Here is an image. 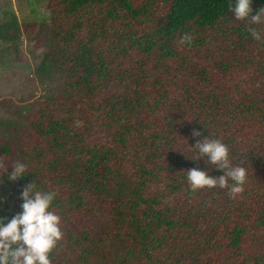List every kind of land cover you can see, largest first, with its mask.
<instances>
[{
    "label": "trees",
    "instance_id": "16d2710c",
    "mask_svg": "<svg viewBox=\"0 0 264 264\" xmlns=\"http://www.w3.org/2000/svg\"><path fill=\"white\" fill-rule=\"evenodd\" d=\"M228 3L45 0L46 21H0V42L39 52L36 80L64 77L60 99L0 119V157L27 165L17 194L32 180L56 193L51 264H264V41ZM206 135L245 167L241 192L190 188L186 170L208 166L187 143Z\"/></svg>",
    "mask_w": 264,
    "mask_h": 264
},
{
    "label": "clouds",
    "instance_id": "9594fccd",
    "mask_svg": "<svg viewBox=\"0 0 264 264\" xmlns=\"http://www.w3.org/2000/svg\"><path fill=\"white\" fill-rule=\"evenodd\" d=\"M227 7L235 20L249 22L248 32L252 39L264 41V31L251 26L264 22V7L252 15L251 0H229ZM190 40V35L181 37V43ZM192 136L199 137L200 131L194 129ZM187 145L195 153L190 160L195 162L204 159L208 166L204 169L192 167L186 170L187 183L191 189L219 187L231 193L243 190L246 169L230 162L228 147L221 140L210 139L206 135ZM210 168L219 170L221 174L210 175ZM4 171L8 181H16L28 175L27 165L19 160L10 166V170L7 167ZM19 199L20 210L7 222L0 223V264H51L50 254L63 237L61 216L53 210L56 193L41 190L32 180L19 192Z\"/></svg>",
    "mask_w": 264,
    "mask_h": 264
},
{
    "label": "rangeland",
    "instance_id": "374dc122",
    "mask_svg": "<svg viewBox=\"0 0 264 264\" xmlns=\"http://www.w3.org/2000/svg\"><path fill=\"white\" fill-rule=\"evenodd\" d=\"M7 12H12L21 25L46 21L49 16L45 0H35L30 3L0 0V21L8 20ZM38 63L39 52L34 50L31 43L25 41L21 35L17 41L8 44L0 42V119L8 118L9 113L19 109H22L24 115L26 114L25 110L38 105L41 100L46 98L60 99L65 84L64 77L60 74H54L45 82L36 80L33 76V70ZM164 113L165 110L160 109L154 115V118H160ZM149 148H146L142 155L150 152L151 149ZM122 152L124 153L123 149L119 148L115 153L123 154ZM131 161L134 162V165L139 164L136 156ZM8 163L10 162L8 161ZM7 167L3 158L0 157V180L3 181L0 183V200H2V203H0V223L8 219L4 215L11 211L12 207L20 204L19 194H17L15 186L16 181L6 179L4 169ZM120 172L125 174L126 171L121 167ZM127 174L129 173L127 172ZM150 189H152V186H150ZM88 199L95 209L99 207L103 209L102 216L112 217L108 205L103 206L101 199L95 195H91ZM104 218L100 217L101 220H104Z\"/></svg>",
    "mask_w": 264,
    "mask_h": 264
},
{
    "label": "water",
    "instance_id": "95a60500",
    "mask_svg": "<svg viewBox=\"0 0 264 264\" xmlns=\"http://www.w3.org/2000/svg\"><path fill=\"white\" fill-rule=\"evenodd\" d=\"M4 219V218H3ZM0 220H1V218H0Z\"/></svg>",
    "mask_w": 264,
    "mask_h": 264
}]
</instances>
